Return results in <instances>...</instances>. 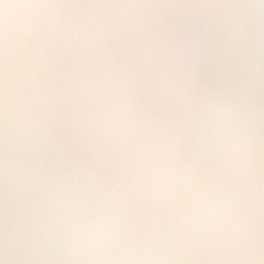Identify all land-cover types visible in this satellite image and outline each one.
<instances>
[{
	"label": "water",
	"instance_id": "water-1",
	"mask_svg": "<svg viewBox=\"0 0 264 264\" xmlns=\"http://www.w3.org/2000/svg\"><path fill=\"white\" fill-rule=\"evenodd\" d=\"M52 2L195 6L235 0ZM155 11L143 32L121 25L58 44L27 108L0 82V264H154L131 251L129 239L173 226L198 196L227 187L218 134L202 113L244 96L246 53L217 12ZM173 67L186 84L179 96L167 82ZM256 97L264 101V88ZM160 127L169 136L167 161L178 187L157 202L144 187L151 163L146 153L154 144L145 133ZM133 189L138 203L125 195Z\"/></svg>",
	"mask_w": 264,
	"mask_h": 264
},
{
	"label": "clouds",
	"instance_id": "clouds-1",
	"mask_svg": "<svg viewBox=\"0 0 264 264\" xmlns=\"http://www.w3.org/2000/svg\"><path fill=\"white\" fill-rule=\"evenodd\" d=\"M176 7L207 9L228 19L232 39L246 53V91L239 100L214 104L202 113L204 123L218 134L227 187L198 196L173 226L163 231L154 227L130 238V250H138L154 264H264V101L256 97L264 88V0L195 6L0 0V82L27 108L30 95L49 75L51 51L62 41L94 37L121 25L143 32L155 10ZM178 73L173 67L167 82L179 96L186 92V84ZM145 135L154 141L146 153L151 163L145 191L162 202L178 187L167 161L169 136L163 127ZM125 195L138 203L135 189Z\"/></svg>",
	"mask_w": 264,
	"mask_h": 264
}]
</instances>
